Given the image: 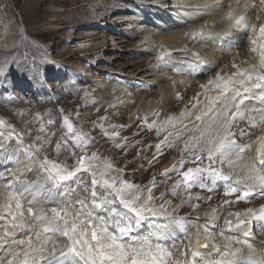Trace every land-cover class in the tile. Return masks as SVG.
<instances>
[{
  "label": "rangeland",
  "instance_id": "obj_1",
  "mask_svg": "<svg viewBox=\"0 0 264 264\" xmlns=\"http://www.w3.org/2000/svg\"><path fill=\"white\" fill-rule=\"evenodd\" d=\"M136 1L0 0V120L5 121L6 125L0 130L7 134L11 129H15L16 133L23 136L22 145H18L15 138L11 140L0 138V144L4 145L0 150V190L6 183L5 179L9 181L11 177L12 185L17 187L16 192L22 191L28 183L40 180L42 172L38 165L28 166L24 176H15L16 164H20V167L25 163L30 164L27 163L30 162L29 157L23 150L27 145L41 144L45 140H50L51 144L44 143L41 152L38 153L41 159L46 155L50 160L62 165L72 166L75 163L71 148L61 150L59 155L55 148L57 141L62 142V137L66 135L63 117L68 116L77 130H82L91 138L92 143L87 153L89 156L92 152H96L101 162L109 161L116 168L123 169V178L141 188L152 187L155 177L156 183L152 191L153 197L156 198L154 203H164L168 210L166 215L175 218L194 217L191 215H195L192 213L197 205L200 207L198 212L200 218H206L207 221H211L213 209L224 216L230 212L241 214L249 208L258 212L261 205H264V198L249 199L246 202L238 200L236 194L226 196L223 183L220 185L218 183L214 191L202 190L199 187L185 189L181 186L177 194L173 195V186L182 177L176 174L164 178L159 176L164 161L172 154L178 155L179 151H182L183 138L177 142L176 147L166 148L163 154L153 160L157 152L156 144L163 139L166 132L162 131L158 137L155 128L149 130L145 118L141 116L139 109H135V106L139 103L136 101L138 97L136 94L143 93L144 98L146 93L159 90L158 83L163 82L162 86L169 85L179 77L198 84L206 83L210 79L214 80L217 73L224 75L226 79L227 76L233 75L235 73L233 63L239 66L253 56L251 49L258 43L259 26L264 25V6L260 4V0L252 4V6L255 5L251 8L256 15V17L254 15L256 31L251 30L252 21H248L249 30L247 32L242 30L241 40L237 39L240 44H237L236 48L230 50L225 46L220 48L210 47V45L202 48L199 57L203 53H207L204 57L207 60L219 56L214 69L206 74H179L178 76L173 69L174 65L180 66L178 62L164 65L154 73L153 69L158 61L157 54L155 55V52L147 55L136 53L143 50L145 46L144 42L142 45L137 44L139 39H131L133 32L140 28L138 30L141 37H153L155 40L159 33L163 34L164 39L168 41L165 45H161L162 52L173 53V47L180 39L186 42L187 46L186 44L184 46L186 49L192 45L189 49L193 50L200 43L199 36L213 33L214 27L222 21L218 20L217 24H212L210 19L220 13V15L225 14L230 8L229 5L239 4L242 0H215L196 9L152 8L151 5L144 6L135 3ZM212 4L219 8L218 14L210 13ZM169 36L171 38H168ZM105 38L108 44L106 49H103L99 44ZM175 38L178 40L176 41ZM117 39H123L128 43L122 44V41ZM243 39L245 41H242ZM254 39L257 41L256 44H253ZM112 41L117 44L116 49L115 46H111ZM130 44L135 47L129 48ZM135 59L142 61V65L146 68L143 67L144 77H137L138 73H134V80L132 76L133 79L128 74L120 72L119 68L123 64L125 66L126 63L134 62ZM132 68L128 69V72ZM127 95H133L134 99L130 101ZM183 97L185 96L177 100V109L174 111H171L170 106L165 107L166 117H168L165 121H168L170 116L173 117L171 114L178 113L179 106L184 103ZM95 98L98 100L94 101ZM151 98L153 96L149 97L150 100ZM111 100L117 101V104L129 103L132 109L108 108ZM153 119H148L147 124H152ZM155 125L158 127L160 124L155 123ZM113 126L119 133L116 140L125 145L123 148L116 147L114 140L105 135V131L108 133L113 131ZM164 126L169 127V130L172 129L165 123ZM182 127L179 126L171 131L178 132L177 130ZM41 128L44 131H41ZM37 137H40V140H37ZM69 143L72 142L69 141ZM207 163L204 161L205 165ZM187 167H195V165H185V170ZM84 179L89 178L85 176ZM79 192H83V189ZM79 192L77 195H80ZM82 195L85 193L83 192ZM162 195L164 199L159 200ZM29 199H32L31 195L25 194L24 212L29 206ZM225 201L230 203L225 204ZM33 204V207L36 205L34 208L36 214L52 206L45 204L39 197L33 201ZM195 221L199 222L201 219ZM207 221L205 223L209 224ZM215 223L216 226L222 224ZM180 227L181 225H172L166 235L169 239L165 237L162 240V243L170 244V246L167 245L170 250L183 241L184 232ZM141 231L147 234L150 228L145 225ZM179 239L182 241L180 242ZM33 240L35 241V236ZM19 247L17 245L13 248ZM11 249H7L8 253L0 260L6 263L7 259L11 258Z\"/></svg>",
  "mask_w": 264,
  "mask_h": 264
},
{
  "label": "snow or ice",
  "instance_id": "obj_2",
  "mask_svg": "<svg viewBox=\"0 0 264 264\" xmlns=\"http://www.w3.org/2000/svg\"><path fill=\"white\" fill-rule=\"evenodd\" d=\"M260 4L264 6V0H260ZM227 18L234 21L229 28L234 26L245 32L249 30L245 15L234 16L229 11ZM251 30L255 32L256 25H251ZM259 35L264 39V25L259 26ZM204 38L201 34V39ZM256 43L254 39L253 44ZM234 45L235 41L229 44V48ZM251 52L258 55L259 67L254 65L251 69H238L227 79L217 73L215 80L208 81L211 87L207 91L219 90L222 95L209 99L207 111L196 115L191 124L184 123L179 132H173L164 125L156 127L155 121L147 124L145 118L148 129L155 128L158 137L162 131L166 132L163 140L156 144L157 152L153 160L166 148L176 147L177 142L184 138L182 151L185 155L173 166L175 174L182 179L173 186V195L181 186L214 191L218 182H223L226 196L236 194L238 200L247 202L254 194L253 189L258 187L264 198V135L258 134L264 129V43L253 47ZM193 56V60H180L182 67L174 65V71L181 75L206 74L213 67L206 65L197 54L193 53ZM170 57V53L162 52L158 60L167 65L171 63ZM232 67L237 68V65L233 63ZM252 89L258 92L253 94ZM176 98L178 101L181 99L178 93ZM253 100L257 103H252ZM193 114L192 110L181 112L180 122L183 123ZM175 119L169 117L165 124L176 127L173 123ZM5 126V121L0 120V129ZM63 127L66 135L62 137V142L57 141L55 148L58 155L61 150L72 149L71 155L75 159L72 166L50 160L46 155L41 159L38 153L44 143L51 144L50 140L23 148L29 157L28 166L38 165L42 176L39 181L28 183L19 192L9 185L10 194L5 204L8 215H0V221H7L11 228L7 223L4 225L0 247H20L11 249V258L7 259L6 264H264V258H255V248L250 239L254 235L253 225L264 229V205L258 212L247 209L244 216L238 212L228 214L235 217V220L224 221L228 232L233 234L226 235L223 230L218 233L224 245L223 248L219 244L214 245V258H205V254L194 249H189L191 259L186 254H183V258H175L162 240L172 225H180L182 221L166 215L168 210L164 203H154L156 198L152 191L155 177L152 187L146 188L124 179L123 169L116 168L109 161L101 162L96 152L90 156L87 154L92 140L87 133L77 130L68 116L63 117ZM41 131L44 129L41 128ZM188 133L190 135L185 138ZM105 135L114 140L116 147L125 146L116 140L119 133L114 126L113 131H105ZM0 138H15L18 145L23 144L22 134L16 133L15 129L7 134L0 130ZM253 143L259 145L254 156L249 154ZM3 147L0 144V150ZM204 161L208 162L207 165ZM185 165L195 167L185 170ZM225 168L227 171H224ZM168 171L165 169V174ZM85 176L89 179L85 180ZM240 184L244 185L243 188L236 186ZM80 189L85 195H77ZM25 194L32 197L28 200L27 218L23 204ZM37 197L52 206L36 214L32 205ZM163 199L162 195L159 200ZM215 213L213 209V228ZM145 225L150 228L147 234L141 231ZM202 228L206 241L216 234L208 224ZM14 229H19L22 238H17ZM184 231L187 232L186 226ZM199 231L198 228V234ZM61 237L62 240L59 239ZM207 246V243L203 245L205 248ZM244 246L248 252L246 257L243 255ZM0 264H5V261L0 260Z\"/></svg>",
  "mask_w": 264,
  "mask_h": 264
},
{
  "label": "bare ground",
  "instance_id": "obj_3",
  "mask_svg": "<svg viewBox=\"0 0 264 264\" xmlns=\"http://www.w3.org/2000/svg\"><path fill=\"white\" fill-rule=\"evenodd\" d=\"M214 1L215 0H209V1L208 0H137L135 3H140V4H143L144 6L145 5L146 6L151 5L152 8L153 7H161L162 9H168L169 7L176 8V9L177 8L178 9H180V8H183V9H186V8L187 9H196L198 7L206 6L208 3H212ZM256 2H257V0H242L239 4L238 3H234L232 5H229L230 8H229L228 11L225 12V14L223 13L222 15H220L221 14L220 13L219 15H216V16L212 17L210 19V22L212 24H217L218 20H222V21H221V23H219L218 25H216L214 27V30H213L214 32L213 33H209L207 35L205 34V36H204L205 38L204 39H200L201 36H199L200 43H198L199 44L198 46L196 45L197 47L195 46V48H193V50L195 52L192 49L191 50L189 49V47L191 48L192 45L189 46L188 49H186L184 47L185 44H186V42L183 41L184 39L183 40L180 39V41L177 42V43H175V42L178 39L176 40V38H175V40H176L175 42L172 39H169V40H172L175 43V46L173 47L174 52L170 53L171 54V57H170L171 62H174V63L178 62L179 63L180 60H193V59H195V57L193 56V53L199 55V53H200V51L202 50L203 47L206 48L208 45H210V47L218 46L220 48H224V43L226 42V40H228V39L229 40L240 39L242 37V34H243L242 33V29H238V28H236L234 26L232 28H229L230 24H234V21H230L227 18V13L229 11H232L234 16L245 15L246 22L248 23V21H252V25H254V22H255V19H254L255 11H252L251 7H252V4H254ZM166 7H168V8H166ZM152 10H154V9H152ZM211 12H213L212 14H214V13L218 14L219 8L217 6H215V5H213L212 7H210V13ZM190 17H188V18H190ZM255 17H256V15H255ZM138 29H140V28H138ZM138 29L135 32H133V34L131 35V39H133V40L134 39H139L137 44H141V45L144 42L143 45L145 46V48L143 47L144 48L143 50H139L136 53H141L143 55H147V54H150V52H155L154 54L155 55L157 54L156 57H159V55L161 54V52L163 50L161 48V45L162 46L165 45L166 42L168 41V39H164V37L162 36L163 34L161 35L160 33L158 34V37H156L157 40H155L153 37H150V38H148L147 36L141 37L140 36V31ZM151 33L152 32H149V34H151ZM149 34H148V36H149ZM152 34H154V32ZM191 35H192V33H191ZM176 37H178V36H176ZM168 38H171V37L169 36ZM193 38L195 39L196 37H193ZM117 40H121L122 44L123 43L124 44L128 43V42H124L123 39H117ZM220 41H223V43H221ZM259 43H264V39L260 38L259 30H258V43H257V45L255 47H258ZM107 44H108V41H106V38H105L99 44V46L101 48H103V49H106V45ZM170 44L172 45V42ZM200 45H202V46H200ZM111 46H115L114 47L115 49L117 48V44H115V41L111 42ZM186 46H187V44H186ZM128 47L129 48L135 47V45L130 44V45H128ZM206 54L207 53H203L202 55H200V59L205 61L206 65H212L213 66V67L209 68V70L207 71V72H209L210 70L214 69V67L216 66L217 63H215V62H216V60H217V58L219 56L211 57V58H209L207 60V58H204ZM166 59H169V57H166ZM141 62L142 61H140L138 59H135L134 62L126 63L125 66H123L124 65L123 64L121 68H119V67H117V68H119L120 72L128 74L129 77L132 76L134 78L135 77L134 73H138L137 77L138 76H143V74L145 72V69L143 70V67L145 65H142ZM164 65L165 64L163 62L158 60L157 63L155 64V66H154L153 72L155 73V72L159 71L161 68H163ZM167 65H169V64H167ZM254 65L257 66V68L259 67V57H258V55L256 53H253V56H251L248 60H246L245 63L239 64V66H237V68H235V73L238 71V69H251L252 66H254ZM127 66H129V68H126ZM175 66H178V65H175ZM180 66H182V65H180ZM131 67H133L132 70H129V72H128V69H130ZM144 68H146V66ZM177 75L179 76V74H177ZM229 76H232V75H229ZM229 76H227V77H229ZM223 77H224V75H223ZM134 80H135V78H134ZM214 80H215V78H214ZM194 82L189 81V80L185 81L182 78L178 77L177 80L173 81L172 83H169V85L162 86L163 82L162 83H158L157 87L159 88V90L154 91V92L146 93L144 95V98H143V93H137L136 94L138 96L136 101H139V103L137 105L135 104L136 105L135 109L136 110L139 109L141 116H143L144 118H147V120L154 118L153 121H155V123L157 125L158 124L164 125V123L166 122L165 120L168 118V117H166L167 114H166V111H165V107H169L170 106L171 111H174V109H177V104L178 103H177V98L176 97H177V93H178L180 95V97L181 96H185V97H183L184 98L183 99L184 103L182 104V106H179L178 113L176 112L175 114H171V115H173L174 118H176L173 121V123L176 124V127H172L171 130L176 129L179 126H183L184 123L191 124L192 122L195 121V116L196 115H200V114H202V113L207 111L208 105H209V99L215 98V97H219V96L222 95V93L219 90L207 91L206 87L207 88L211 87L208 84V82H206V83L199 82L198 84H195L197 82H195V83ZM137 85L140 86V84H138V83H137ZM201 85H205V87L202 88ZM257 92H258L257 89H252L251 90V93H253V94H255ZM127 96H128L127 98L129 100L130 99H134L133 95L132 96L131 95H127ZM152 96H153V98H151L152 100H150L149 97H152ZM148 99L150 101H148ZM96 100H98V98L94 99V101H96ZM252 103H257V101L253 100ZM108 104H109L108 108L111 107L112 109H127V110L128 109L129 110L132 109L131 106H129V103L117 104V101H115V100H111ZM194 104L196 105L195 108H193ZM189 110H192V112L194 114L189 119L184 120L183 123H181L180 122V120H181L180 113L181 112H187ZM97 116H99V115H97ZM160 125L158 127H160ZM241 126L243 127L244 125L242 124ZM181 129L182 128L178 129L177 131L179 132ZM144 130H146V128H144ZM173 132H176V131H173ZM258 134L259 135H264V129H261ZM187 135H190V133L185 134V137ZM109 141H110V139H109ZM158 143H160V141ZM182 144H183V142H182ZM257 147H259L258 143H253L252 149H251L249 154L254 156L255 155V150H256ZM180 149H181V147H180ZM182 155H183V152L180 150L178 155L177 154H172L168 159L166 158L167 160H165L164 163L161 166V173H160L159 177L163 176V178H164V177H170V176L175 175V171L173 170V166L178 164V162L180 161ZM27 163H30V162H27ZM27 169H28V165L26 163L22 164L21 167H20V164L19 165L16 164L14 166V173H16L15 176H17V177L18 176L19 177L24 176V174H26V170ZM165 169L169 170L166 174H165ZM224 171H227V170H224ZM9 179H10L9 181L5 179L6 183L3 184V186L1 187L2 190H0V215H5L6 217H7L8 214H7L6 209H5V204L7 202V197L10 194L9 185L11 184L12 190L15 191V189H17L16 185H12V177L9 178ZM218 183L220 185L223 182H218ZM236 186L239 187V188H243L244 185L240 184V185H236ZM79 193L82 196L83 192H79ZM253 193L254 194L250 198V200H254V199H257V198H262L261 190L258 187L253 189ZM186 204H189V203L186 202ZM35 206L33 208H35ZM13 207H14V204H13ZM199 211H200V207L196 206L194 212L192 213V214H195V215H191V216H194V217H190L189 218L188 216H186L187 218L186 217L177 218L178 220L182 221V223L180 225L183 228L182 230L184 232V236L182 235L183 236V238H182L183 241L181 240L182 242L179 239V241L181 242L180 245H178L179 243L177 241V243H178L177 245L178 246H176V247L174 246L175 247V248L173 247L174 249L171 248L172 249L171 251L173 252L175 258H183V254H186L187 258L191 259V251L189 249H194V250L200 251L201 253L205 254V258H208V259L214 258L216 256L214 245L219 244L221 246V248H223V245H224V240L218 233L223 230L226 235L233 234V233H229L228 232L227 226L225 225L224 221L226 219L235 220L234 216L220 215V214H218L219 212L215 213L216 218H215L214 223L215 222H221L222 224L220 226H216V223H215V227L213 228L211 221H207L206 218H202V217L200 218V215L198 214ZM24 214H25V217L27 218L28 217L27 211H25ZM244 215H246V212L241 213V216H244ZM211 217L212 216H210V219H211ZM199 219H201V221H199V222L195 221V220H199ZM206 221L209 223L208 225H209L210 230L213 231L214 233H216L215 235H213L207 241L205 240V235L203 233V228H202L203 225L207 224V223H205ZM6 223H7V226L9 228H11V224L8 223L7 221H0V225H1L0 226V235H3V232L5 230L4 225ZM185 226L187 227V232L184 231V227ZM223 227L225 229H223ZM198 228L200 229L199 234L197 233V229ZM215 229L217 231H215ZM174 230H178V229H174ZM14 231H15V235L17 236V238H22L23 234L19 231V229H14ZM183 232H181V233H183ZM256 232H259L260 234L259 233L256 234ZM176 233H178V232H176ZM253 234L254 235L250 239L253 241V247L255 248V258H264V229H259V228L255 227V225H253ZM170 236H171V234H170ZM167 239H169V238H167ZM200 243L201 244L207 243L208 247L207 248L200 247ZM166 245L170 246V244H166ZM172 245H173V243H172ZM15 246H17V245H11L10 247L13 248ZM7 247H9V246H7ZM7 247H0V258H4L6 253H8V251L11 249V248H7ZM7 249H9V250H7ZM243 255L245 257L248 255L246 246H244Z\"/></svg>",
  "mask_w": 264,
  "mask_h": 264
},
{
  "label": "water",
  "instance_id": "obj_4",
  "mask_svg": "<svg viewBox=\"0 0 264 264\" xmlns=\"http://www.w3.org/2000/svg\"><path fill=\"white\" fill-rule=\"evenodd\" d=\"M204 244H205V243H204ZM204 244H201V243H200V247H203ZM207 247H208V246H207ZM207 247H206V248H207ZM203 248H205V247H203Z\"/></svg>",
  "mask_w": 264,
  "mask_h": 264
}]
</instances>
